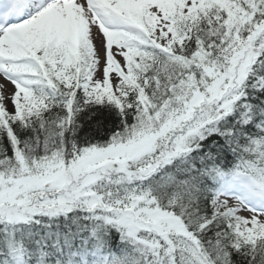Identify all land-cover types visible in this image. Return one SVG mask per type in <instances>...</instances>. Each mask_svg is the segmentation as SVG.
I'll return each instance as SVG.
<instances>
[{"label": "snow or ice", "instance_id": "snow-or-ice-1", "mask_svg": "<svg viewBox=\"0 0 264 264\" xmlns=\"http://www.w3.org/2000/svg\"><path fill=\"white\" fill-rule=\"evenodd\" d=\"M0 76V264H264V0H0Z\"/></svg>", "mask_w": 264, "mask_h": 264}, {"label": "rangeland", "instance_id": "rangeland-1", "mask_svg": "<svg viewBox=\"0 0 264 264\" xmlns=\"http://www.w3.org/2000/svg\"><path fill=\"white\" fill-rule=\"evenodd\" d=\"M7 92L11 93L12 91L8 90Z\"/></svg>", "mask_w": 264, "mask_h": 264}]
</instances>
